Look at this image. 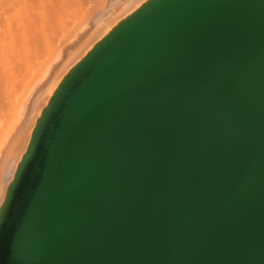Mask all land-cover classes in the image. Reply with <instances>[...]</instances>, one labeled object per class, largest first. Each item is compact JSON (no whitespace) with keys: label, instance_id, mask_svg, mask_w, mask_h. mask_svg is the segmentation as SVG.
I'll list each match as a JSON object with an SVG mask.
<instances>
[{"label":"water","instance_id":"1","mask_svg":"<svg viewBox=\"0 0 264 264\" xmlns=\"http://www.w3.org/2000/svg\"><path fill=\"white\" fill-rule=\"evenodd\" d=\"M0 264H264V0H146L71 67Z\"/></svg>","mask_w":264,"mask_h":264},{"label":"bare ground","instance_id":"2","mask_svg":"<svg viewBox=\"0 0 264 264\" xmlns=\"http://www.w3.org/2000/svg\"><path fill=\"white\" fill-rule=\"evenodd\" d=\"M144 1L146 0H133L132 1L133 3L132 2H131L132 4L127 3L128 4L127 6L126 3L125 4L123 3L124 7L121 8L122 6H120V8L122 9V10L120 9L121 11L119 10L120 13H117L119 12L117 11L116 12L117 14H113V16L116 15L117 16L114 18L113 16H111L112 17L111 19H109L108 17L110 16L107 15L106 17L108 18V20L105 22L104 19L107 18L101 16L103 18V21L101 19L102 22L100 23L101 25L99 26V28L95 27L97 31L91 34V37L88 38L89 40L88 41L86 40V44L81 48V50L78 53L75 52L77 53V56L74 57L73 61L70 62L69 66H67V68L63 70V72L59 75V77H57V79L53 77L56 80H54L55 82L50 87V89L47 88L48 92L47 94H45L46 97L44 98V101L42 100L43 103L42 101H40V104L42 103V105L39 104L40 107L39 108L37 107L38 108L37 111L35 110L36 108L35 109L34 107L32 108L34 109V111L32 110L33 111L32 113L34 114L35 112L36 114H34L33 116L31 113V117H29L30 115L28 113V116L26 117V121L20 125L19 130H22L21 133H23V135L22 134L20 135V131L19 132L17 131V133L21 137V139L19 137L20 141H18V143L20 144L18 146V143H16L18 138H15L18 134L16 135L13 134L11 129L14 130L13 127H16L18 123L22 121L25 115L24 114L25 111L28 112L26 107L28 105H26V103H28L30 99L28 100L26 96L30 97V95L33 93V90L36 89L35 87L32 89V87L28 85L31 81L28 78L33 76L32 73H34L35 74L34 76H36L37 72H40L39 68H41V66L43 68L44 64L49 62L45 57H42L43 55L42 51L44 49L43 47L46 46V49H48L50 45L52 46L53 40L56 39L57 37V36L55 37V34H57L56 31H58L57 28L59 27V23H60L59 16H62L65 11L66 12L70 11L74 1L73 0H0V117L1 116L5 117L3 118L4 120L2 118L0 119L3 120L2 122H4L6 119L5 123H2L0 120V124L2 125V126L0 125L1 128L3 127L4 124L6 129V130L3 129L4 130L3 131L0 128V131H2V133H0V161L2 160L1 166L4 168L2 174L0 173L1 174L0 178L2 176L0 181V207L5 199L8 185L12 181L14 174L17 170V167L19 165V162L22 160L23 155L28 148V144L31 140L33 129L37 123V119L42 114L44 107L48 104L57 86L60 84V82L67 74V72L71 69V67H73L122 18H124L127 14H129L132 10H134ZM116 2H118V0ZM128 2L130 1L128 0ZM104 5H106V3ZM100 18L97 21H99ZM61 22L64 21L62 20ZM63 26H64V30L68 29L65 28L66 22L65 24H63ZM61 28L63 27H61L60 24V29ZM57 43L59 44V42ZM51 46L49 47V50L53 48V47L51 48ZM57 47H60L61 49L62 46H60L59 44ZM56 49L58 51V48ZM56 49L54 50L55 53H56ZM62 51L60 50L59 55H57V57L64 55L62 54L63 53ZM48 55H50V53L47 54V56ZM51 55H52V51H51ZM51 67L52 65L49 67L50 70ZM54 73L53 76L55 75ZM32 78H36V77H32ZM41 78L38 79L39 82L37 80V83L41 84L42 81L40 80H43ZM35 81L36 80H34V83ZM37 83H35L36 85L34 86L37 87L39 85ZM23 84L24 85L27 84L29 87L24 86ZM21 85L23 87H26L24 88L25 89L24 92L21 91V88L19 87ZM30 87H31L30 90L32 91L28 90V88ZM28 92H32V93L28 95L29 94ZM18 93L19 95H17ZM39 96L40 95L38 94V97ZM37 100H35L36 104H37L36 102ZM21 108L22 110L23 108L25 109L24 113H22L23 115L22 118H21L22 115L20 114L22 110L19 111ZM8 112H10V114H8L10 116V117L8 116L9 118L5 116L7 115L6 113ZM12 113L14 114L18 113L20 115L17 114L15 116L16 118L15 120L12 116ZM17 118H19L21 121L18 120ZM13 123H16L17 125ZM14 147H16V149H14Z\"/></svg>","mask_w":264,"mask_h":264},{"label":"rangeland","instance_id":"3","mask_svg":"<svg viewBox=\"0 0 264 264\" xmlns=\"http://www.w3.org/2000/svg\"><path fill=\"white\" fill-rule=\"evenodd\" d=\"M74 2H73V5H72V8H71V10L70 11H65L64 13H63V15L62 16H59L60 18V20H59V27L57 28L58 29V31H56L57 32V34H55V37H56V39H57V41H56V39H54L53 40V44H55V45H57L58 43L57 42H59V44H60V46H62L61 47V49H60V47H57V46H55V45H53L52 44V46H51V48L52 49H50L49 50V47H48V49H46V46H44L42 49H43V51H42V57H45L46 59H47V61H49V62H47L46 64H44V67L42 68V66H41V68H39L40 69V72H37V75L36 76H34L35 74L34 73H32L33 74V76L32 77H36V78H32V77H30V78H28V79H30V80H28V81H30V83L28 84L29 86H31L32 87V89L35 87L36 89H34L33 90V93L32 92H28L27 94L28 95H30L31 93V95H30V97H28V96H26L27 98H28V100H29V102L28 103H26V105H28V106H26L27 107V111L28 112H26L25 111V109L23 108V110H22V108L19 110V111H21V115H22V113H24V111H25V115H24V117H23V115L21 116V118L23 117V119H22V121L19 119V118H17L18 120H20L21 122H19L18 123V125L16 124V123H13V124H16L15 126L16 127H13V129L14 130H12L11 129V131H12V133L13 134H18L17 133V131L19 132L20 131V135L22 134L23 135V133H21L22 132V130H19L20 128V125L23 123V122H25L26 121V117L28 116V113H29V117H31V113L34 111V109L37 111V109L40 107V105H42V103H43V101H44V98L46 97V95L45 94H47V92H48V89H50V87L54 84V80H56L57 79V77H59V75L63 72V70L65 69V68H67V66H69V64H70V62H72L73 61V59H74V57H76L77 56V53L81 50V48L86 44V40L88 41L89 39L88 38H90L91 37V34H93L95 31H97V27L99 28V26L101 25L100 23L103 21V16L105 17V18H107L106 16L107 15H109L110 17H108L109 19H111L112 17L111 16H113V14H117V13H120V11L122 10L121 8H123L124 7V4L126 3V6L130 3V4H132L133 2V0L131 1V0H129L130 2H128V0H118V2H116L117 0H73ZM113 1V2H112ZM112 2V3H111ZM132 2V3H131ZM106 3V5H104ZM111 3V4H110ZM124 3V4H123ZM128 3V4H127ZM109 4V5H108ZM109 6V7H108ZM120 6H122L121 8H120ZM125 6V7H126ZM108 8V9H107ZM121 9V10H120ZM120 10V11H119ZM117 11H119V12H117ZM117 12V13H116ZM73 14V15H72ZM101 14H103V15H101ZM98 15V16H97ZM101 18H100V17ZM117 16V15H116ZM116 16H113V18L114 17H116ZM96 17V18H95ZM62 18V19H61ZM100 18V20L99 21H97L98 19ZM108 18L107 19H104V22L105 21H107L108 20ZM101 19H102V21H101ZM64 21V22H61V21ZM65 22H66V26H65V28H68V29H66V30H64V26H63V24H65ZM63 23V24H62ZM97 23H98V25H97ZM60 24H61V27H63V28H61L60 29ZM96 27V28H95ZM93 28V29H92ZM92 29V30H91ZM88 31V32H87ZM54 37V38H55ZM59 37V38H58ZM80 39V40H79ZM55 41H56V43H55ZM62 44V45H61ZM56 48H58V51H57V49ZM63 48V49H62ZM46 49V50H45ZM56 49V53L54 52V50ZM63 52L62 54H64L63 56H60V57H57V55H59V52H60V50ZM49 50V51H48ZM48 52V53H46V52ZM51 51H52V55H51ZM66 52V53H65ZM75 52H77V53H75ZM50 53V55H48L47 56V54H49ZM53 53H55V54H53ZM58 53V54H57ZM46 55V56H45ZM51 56V57H50ZM54 56V57H53ZM44 58V59H45ZM45 59V60H46ZM53 59V60H52ZM69 59V60H68ZM52 60V61H51ZM68 60V61H67ZM44 61V60H43ZM45 62V61H44ZM49 63V64H48ZM52 63V64H51ZM52 65V67H51V70L49 69V67ZM58 66V67H57ZM56 70V71H55ZM48 71H49V74H48ZM52 71V72H51ZM60 71V72H59ZM43 72V73H42ZM55 72V73H54ZM51 73V74H50ZM53 73L55 74L54 76H53ZM42 74V75H41ZM57 74V75H56ZM41 75V76H40ZM29 76H31V75H29ZM28 76V77H29ZM52 76V77H51ZM41 77H44V78H41ZM53 77H55V78H53ZM39 78H41V79H43V80H40V81H42L41 82V84H39V83H37V80L39 79ZM36 80L35 81V83H37V84H39L37 87L36 86H34V85H36L35 83H34V80ZM33 80V81H32ZM25 82H26V80H25ZM32 82V83H31ZM38 82H39V80H38ZM24 85V84H23ZM27 84L26 85H24V86H28ZM33 85V86H32ZM22 86V85H21ZM21 86H19L20 88H21V91H23L24 92V88H26V87H21ZM28 86V87H29ZM31 87L30 88H28V90L29 91H32V90H30L31 89ZM19 88V89H20ZM23 88V89H22ZM48 88V89H47ZM20 91V90H19ZM23 92H21V93H23ZM38 94L40 95L39 97H38ZM17 95H19V93L17 94ZM21 95V94H20ZM33 95H34V97H33ZM38 97V98H37ZM26 98V99H27ZM37 99H39V100H37ZM27 100V101H28ZM32 100V101H31ZM35 100H37L36 102H37V104L35 103ZM43 100V101H42ZM40 101H42V103L40 104ZM25 102H26V100H25ZM31 103V104H30ZM35 104H36V106H35ZM40 104V105H39ZM34 107V109H32ZM38 107V108H37ZM30 108V109H29ZM30 110V111H29ZM33 110V111H32ZM7 115H5L7 118H9L10 116L8 115V114H10V112H8V113H6ZM18 114V113H17ZM17 114H14V113H12V116H13V118L16 120V118H15V116L17 115ZM20 114H18V115H20ZM34 114H36L35 112H34ZM34 114L32 113V115L34 116ZM9 116V117H8ZM32 116V117H33ZM0 118H5V117H0ZM12 119V118H11ZM1 120V119H0ZM4 120V119H3ZM3 120H1V122L3 121ZM5 121H6V119H5ZM5 121L4 122H2V123H5ZM11 121V120H10ZM12 122V121H11ZM27 123H29V122H27ZM1 125V124H0ZM2 126V125H1ZM1 126H0V128H1ZM2 130L4 129V130H6L5 129V126H4V124H3V127L1 128ZM3 130V131H4ZM10 132V131H9ZM0 133H2V131H0ZM12 133H11V135H12ZM4 134V133H3ZM2 134V135H3ZM10 135V136H11ZM20 135L18 134L15 138H18V140L16 141V143H18V141H20V139H21V137H20ZM4 136V135H3ZM19 137H20V139H19ZM19 144L20 143H18V146H19ZM8 149H9V147H8ZM14 149H16V147H14ZM1 163H0V173L2 174V171H3V167L1 166V164H2V160L0 161ZM2 167V168H1ZM0 174V175H1ZM1 178H2V176H1ZM1 178H0V181H1Z\"/></svg>","mask_w":264,"mask_h":264}]
</instances>
